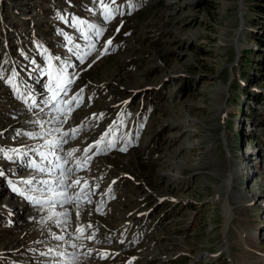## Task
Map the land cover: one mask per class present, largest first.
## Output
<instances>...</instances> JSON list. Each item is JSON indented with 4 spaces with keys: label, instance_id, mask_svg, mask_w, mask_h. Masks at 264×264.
I'll return each instance as SVG.
<instances>
[{
    "label": "rangeland",
    "instance_id": "1",
    "mask_svg": "<svg viewBox=\"0 0 264 264\" xmlns=\"http://www.w3.org/2000/svg\"><path fill=\"white\" fill-rule=\"evenodd\" d=\"M237 1L0 0V264H264V0Z\"/></svg>",
    "mask_w": 264,
    "mask_h": 264
},
{
    "label": "bare ground",
    "instance_id": "2",
    "mask_svg": "<svg viewBox=\"0 0 264 264\" xmlns=\"http://www.w3.org/2000/svg\"><path fill=\"white\" fill-rule=\"evenodd\" d=\"M244 3V0H238L237 1V5L238 6H242ZM235 41H233V45L236 46V48H238V40L236 37H234ZM234 61L233 60L231 63L234 64ZM145 84H141V85H134L133 87H124L123 86H120V88H123V90L125 91H128L130 94H133L135 92V90L138 88V87H141V86H144ZM144 88V87H142ZM223 92H226V85L222 86L220 88ZM222 93V92H221ZM124 98V97H123ZM123 100H120L119 102H122ZM222 104V103H221ZM224 106V105H223ZM226 111V110H225ZM222 124V123H221ZM221 136H222V139L224 141H226L227 139V133L223 130L222 133H221ZM251 150V149H250ZM253 153L252 151H249L248 152V156ZM223 160L226 161L227 163V168L224 170L223 166H222V163H223ZM235 158H233L231 155H227V157L225 156L224 159L222 160H219L218 162L214 163L213 166H212V172L217 176L218 174L221 175L222 173V178L223 180L218 183L217 185V190L219 191L220 194H223L224 196V207H225V210H226V221L224 222V230L226 232L227 230V225H228V222H229V219H230V214H229V209H230V204H228V200H229V196H232L233 198H236L241 204H245V200L242 199L240 197V193H238L236 190L233 189V184H235V182L239 179L238 177V174L234 171V163H235ZM188 164V163H187ZM186 164V165H187ZM188 167V166H187ZM51 168V167H50ZM53 170V169H52ZM58 170V169H57ZM59 171V170H58ZM52 173V172H51ZM57 174V173H56ZM58 175V174H57ZM169 175L167 174L166 177H168ZM53 178V177H52ZM55 181V180H54ZM53 182V181H52ZM54 185V184H52ZM64 186V185H63ZM62 187H59L58 186V190L56 191L57 194L59 196H61L62 198H60L61 200H64L65 199H68V195H67V191ZM54 187V186H53ZM55 193V192H54ZM59 196L58 198H56L53 202L54 204V207H56V209L54 210V212L60 217L61 220H68L70 218V216L68 215L70 213V210L68 207H64L63 209H60V206H61V200L59 199ZM156 199H158L159 201H162L163 199H166L167 197H164V196H160V195H154ZM49 197V196H48ZM240 197V198H239ZM49 199V198H48ZM50 202V201H49ZM61 202V203H60ZM62 208V207H61ZM51 209V207H50ZM72 209H73V205H72ZM52 210V209H51ZM76 212V211H75ZM145 213H140L138 216H142L144 215ZM16 252V251H15ZM52 252V251H51ZM49 252V253H51ZM18 254V253H17ZM48 258H45V259H48V261H54V257L53 256H50L48 254L47 256ZM48 262V263H49ZM43 263V262H42ZM46 263V262H45ZM57 263V262H56Z\"/></svg>",
    "mask_w": 264,
    "mask_h": 264
},
{
    "label": "snow or ice",
    "instance_id": "3",
    "mask_svg": "<svg viewBox=\"0 0 264 264\" xmlns=\"http://www.w3.org/2000/svg\"><path fill=\"white\" fill-rule=\"evenodd\" d=\"M102 7H104V9H105V13H106V18H109V15H110V9L108 8V6L107 5H104V4H102ZM109 43H111V41H109ZM69 82H71V81H69ZM71 155V154H70ZM41 171H43V169H41ZM28 183H31V181H28ZM46 183V182H45ZM75 183H79V181H76ZM65 203H71V200H69V199H65V201H64Z\"/></svg>",
    "mask_w": 264,
    "mask_h": 264
}]
</instances>
